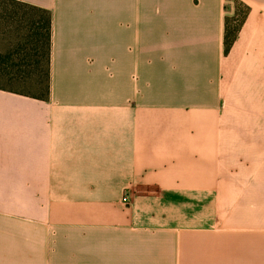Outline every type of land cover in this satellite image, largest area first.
<instances>
[{
  "label": "crops",
  "instance_id": "crops-1",
  "mask_svg": "<svg viewBox=\"0 0 264 264\" xmlns=\"http://www.w3.org/2000/svg\"><path fill=\"white\" fill-rule=\"evenodd\" d=\"M18 1L50 90H0V264H264V0L226 52L234 0Z\"/></svg>",
  "mask_w": 264,
  "mask_h": 264
},
{
  "label": "trees",
  "instance_id": "trees-1",
  "mask_svg": "<svg viewBox=\"0 0 264 264\" xmlns=\"http://www.w3.org/2000/svg\"><path fill=\"white\" fill-rule=\"evenodd\" d=\"M245 11L239 18L227 19L225 26V34H224V50L228 51L231 43L235 38V34L238 30V27L241 25L242 19L244 17ZM0 17L2 20H14L22 24L21 28L25 30V36L27 43L29 41L33 44V49H37V43H40V47L45 53V70L38 72L35 71V76L28 77H19L21 80H25L28 84V87L35 88L38 91V95L32 93H25L16 90H8L2 88L4 90H8V92L22 94L28 97L40 98L45 100L48 98L49 90H50V55H51V38H52V30H51V14L45 8L32 6L27 4L26 2L18 1V0H0ZM37 55V52L35 53ZM10 58L9 53H0V71L2 68H8L10 66ZM40 60L37 59L34 62V66L36 69L39 67ZM8 64V66H7ZM8 73V72H6ZM7 74H1V76ZM12 78V76H9ZM18 78V79H19Z\"/></svg>",
  "mask_w": 264,
  "mask_h": 264
},
{
  "label": "rangeland",
  "instance_id": "rangeland-1",
  "mask_svg": "<svg viewBox=\"0 0 264 264\" xmlns=\"http://www.w3.org/2000/svg\"><path fill=\"white\" fill-rule=\"evenodd\" d=\"M234 2L237 6V18H239L245 11L246 6L235 0ZM17 19L2 20L0 17V53H9L10 55L8 60V62L10 61V66L7 64L8 68H2L0 71V90H4L2 88H5L38 95L37 89L28 87L25 80H23V78L21 80L19 77H28V75L35 76L36 70L38 72H44L45 53L40 47L39 42L37 43L36 50L33 49V44H31L30 41L29 44L27 43L28 40H26L25 30L21 28L22 25L20 24L22 23H19ZM36 52L37 55H35ZM37 59H39L40 62L39 67L36 69L33 64ZM3 73L7 75L1 76ZM9 76H12V78H9ZM241 125L243 126V124ZM239 150L242 151V148ZM239 150L236 149V153Z\"/></svg>",
  "mask_w": 264,
  "mask_h": 264
},
{
  "label": "built area",
  "instance_id": "built-area-1",
  "mask_svg": "<svg viewBox=\"0 0 264 264\" xmlns=\"http://www.w3.org/2000/svg\"><path fill=\"white\" fill-rule=\"evenodd\" d=\"M129 196H130V191L126 190V191H125V194H124V196H123V201H124L125 203H128V202H129Z\"/></svg>",
  "mask_w": 264,
  "mask_h": 264
}]
</instances>
